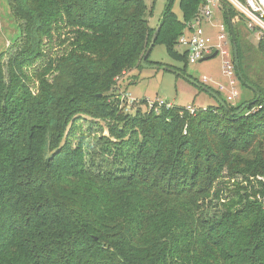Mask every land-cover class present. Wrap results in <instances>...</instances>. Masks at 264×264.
Returning a JSON list of instances; mask_svg holds the SVG:
<instances>
[{"label": "trees", "instance_id": "trees-1", "mask_svg": "<svg viewBox=\"0 0 264 264\" xmlns=\"http://www.w3.org/2000/svg\"><path fill=\"white\" fill-rule=\"evenodd\" d=\"M173 1L151 28L144 0H8L23 43L0 54V264H264V40L253 59L232 22L253 97L237 107L203 83L226 108L141 100L130 114L114 95L157 27L185 72L177 43L206 0H178L182 20ZM233 17L224 6L231 50ZM86 117L108 133L97 151L78 134Z\"/></svg>", "mask_w": 264, "mask_h": 264}, {"label": "rangeland", "instance_id": "rangeland-1", "mask_svg": "<svg viewBox=\"0 0 264 264\" xmlns=\"http://www.w3.org/2000/svg\"><path fill=\"white\" fill-rule=\"evenodd\" d=\"M152 1L153 7L151 8ZM144 2L147 4L151 13L150 18L148 19L150 20L149 25L151 28H155L165 10L167 0H144ZM173 3V13L177 19L182 20L178 0H174ZM220 14L221 13L218 11L215 12L213 15L215 18L214 22H222ZM232 21L234 26L238 27L240 34L246 38V41H249L252 48H254V50L250 52V56L257 60L260 56L256 49L257 42L254 34L249 31L247 32L244 23L240 21L236 13ZM210 32L215 34V29L211 27ZM214 38L216 40L217 35L214 36ZM225 38L226 42L222 44V50H227L229 55L228 61L231 64V58L233 59L232 56L234 55L231 50V43L229 41L228 34H226ZM22 43L23 40H21L19 36V27L12 16L8 0H0V54H4L5 56L4 65L7 58H9V55L13 54L16 50V47L12 48L11 46L13 45L18 47L21 46ZM60 49V46H56V48L53 49V55L55 53H59L61 51ZM151 52L152 54L149 59L150 62L159 63L161 65L160 67L153 69H138L137 72L133 73L134 78L132 77V73L128 75L126 74V76L123 75V77L116 82L114 95L116 99H119L120 107L124 106L126 112L132 114V112H134L137 108V102L141 100H147L146 107H150L151 104H148V101L154 102L155 99L163 100L184 109L191 108L195 110V112L208 106L217 107L215 100L209 98L204 91L201 92L199 87L195 85L198 83V85L203 83L215 91L218 90L217 84H222L225 86V90L224 92H220V97L226 99L225 94L230 90V88H227L229 87L228 82H226V78L221 72V65L224 59H226V56L217 55L216 58L211 60L196 63L194 65H186L185 72L181 73L184 69L183 64L168 57L163 46L154 45ZM38 66L39 64H36L33 67H25L23 70L24 76L27 78L28 85L33 92H36L34 73L36 72L35 70ZM203 77L206 78L205 82L203 81ZM233 80L236 83V89L238 91L237 97H235L234 101L230 103V105L234 108L250 101L253 97L251 91L243 88L241 83L238 81L237 75L233 78ZM123 88L126 89L124 90ZM129 93L131 99L137 102L129 104L130 101H128L126 97V94ZM146 107H142V110L146 111ZM77 125H79L78 134L84 135L87 139L85 142V149L90 150V152L93 149L97 151L96 143L98 142V139L104 136L107 137L108 135L104 124L100 121H95L86 117V120H80ZM99 126H102L103 129Z\"/></svg>", "mask_w": 264, "mask_h": 264}, {"label": "built area", "instance_id": "built-area-1", "mask_svg": "<svg viewBox=\"0 0 264 264\" xmlns=\"http://www.w3.org/2000/svg\"><path fill=\"white\" fill-rule=\"evenodd\" d=\"M224 6L233 8L240 21L244 23L247 32L254 34L257 43L264 40V0H206L193 20L186 24L178 40L177 49L186 52L188 65L200 63L202 59L216 51L218 55L226 56L221 65V72L228 82L229 87L227 88H230L225 94V100L230 104L237 97L238 91L233 80L236 76L234 58H231L232 63L230 64L227 50H222V44L226 42L225 36L227 34L223 18H221ZM217 11L221 13V23H218L219 21L214 22L213 15ZM211 27L215 29V34L210 32ZM216 35L215 40L214 36ZM203 81H206L205 77H203ZM217 86V92H224L225 86L222 84H217ZM126 97L130 101L129 104L135 102L129 94H126ZM148 104H151L148 108L156 112L160 108L169 109L173 106V104L159 99H155L154 102L148 101ZM187 109L190 113L195 112L191 108Z\"/></svg>", "mask_w": 264, "mask_h": 264}, {"label": "water", "instance_id": "water-1", "mask_svg": "<svg viewBox=\"0 0 264 264\" xmlns=\"http://www.w3.org/2000/svg\"><path fill=\"white\" fill-rule=\"evenodd\" d=\"M158 30H159V27H157L156 30H155V32L153 33V35H152L153 37H152V39H151V42H150L148 48H147L146 51H145L146 53H145L144 57L141 59V61H140V64H141V67H142V68H150V69H153V68H157V67H158V66H156V65L148 66V65L145 64V61H146V59L148 58V56L150 55V53H151L150 51H151V49H152V47H153V45H154V43H155V41H156V38H157L156 35H157ZM229 34H231V41H232V43H233V44H232V50H233V55H234V65L236 66L237 71H238L239 66H238V60H237V50H236V48H235V43H234V40H235V34L233 33V23H232V21L229 22ZM217 55H218V52L216 51V52H214L212 55H210V56H208V57L202 59L201 62H203V61H207V60H211V59H214V58L217 57ZM201 62H200V63H201ZM238 77H239V80L241 81V77H240V76H238ZM193 83H194V82H193ZM195 85L199 86L198 84H195ZM203 91H204L207 95H210V96L216 101L217 104H219V105L222 106L223 108H226V104L224 103V101H223L221 98H219V96H217L214 92H212L211 90H209V89H207V88H203ZM247 107H248V104L242 106L239 110H237V111L235 112V114H237V115L240 114V113L243 112Z\"/></svg>", "mask_w": 264, "mask_h": 264}]
</instances>
